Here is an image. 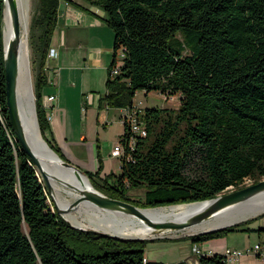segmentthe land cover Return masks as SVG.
I'll use <instances>...</instances> for the list:
<instances>
[{
	"label": "trees",
	"instance_id": "1",
	"mask_svg": "<svg viewBox=\"0 0 264 264\" xmlns=\"http://www.w3.org/2000/svg\"><path fill=\"white\" fill-rule=\"evenodd\" d=\"M61 1L37 0L29 43L40 135L66 160L45 137L49 124L42 107ZM82 1L101 9L113 32L109 69L117 53H125L100 105L132 107L138 92L166 101L179 96L176 109L142 110L147 135L133 147L125 127L120 173L101 181L98 173H86L96 190L146 209L206 201L242 189L246 179L264 180V0ZM2 18L0 0V264H158L144 262L146 240L75 229L59 215L6 111ZM133 190L144 191L140 201L128 198ZM242 228L187 239L194 245ZM198 264L227 263L214 254Z\"/></svg>",
	"mask_w": 264,
	"mask_h": 264
},
{
	"label": "crops",
	"instance_id": "2",
	"mask_svg": "<svg viewBox=\"0 0 264 264\" xmlns=\"http://www.w3.org/2000/svg\"><path fill=\"white\" fill-rule=\"evenodd\" d=\"M113 45L114 35L106 25L101 9L82 0L60 2L50 47L57 55L47 59L48 85L42 95L43 103H47L48 97L55 99L49 108L51 121L45 137L62 152L66 161L85 173H98L97 181L109 174L120 173V159L113 157L111 152L125 131L121 119L123 109L100 105V99L107 91ZM133 105H138L135 100ZM242 229L244 231H233L222 238L197 244L211 255L264 245V214L246 223ZM258 229L263 230L258 232ZM175 244L179 251L169 264L199 263L192 251L191 240L181 239ZM233 264L263 263L245 256Z\"/></svg>",
	"mask_w": 264,
	"mask_h": 264
},
{
	"label": "bare ground",
	"instance_id": "3",
	"mask_svg": "<svg viewBox=\"0 0 264 264\" xmlns=\"http://www.w3.org/2000/svg\"><path fill=\"white\" fill-rule=\"evenodd\" d=\"M15 2L18 10L20 32L18 37H16L12 26L9 4L6 2L2 18L3 43L7 49L11 43L17 42L19 75L16 96L21 123L29 147L35 153L40 166L49 172L48 182L58 208L63 211V216L69 223L82 229H94L122 238H153V233L156 231L155 228L147 225L142 218L135 215L102 210L89 201H82L75 209L77 213L68 212L71 205L82 198L83 191H93L94 188L84 175H77L74 171L65 168L58 157L51 153L42 141L35 122L29 71L27 5L25 4L26 0H15ZM204 207L205 204L183 205L153 211L144 210L141 211V214L152 223H184L198 213H201ZM263 212L264 193L200 225L191 227L189 230L197 233L208 232L234 225ZM79 215L82 219H80Z\"/></svg>",
	"mask_w": 264,
	"mask_h": 264
},
{
	"label": "water",
	"instance_id": "4",
	"mask_svg": "<svg viewBox=\"0 0 264 264\" xmlns=\"http://www.w3.org/2000/svg\"><path fill=\"white\" fill-rule=\"evenodd\" d=\"M8 2L9 4V10L11 14V20H12V26L15 33V36L18 37L20 32V25H19V16H18V10L15 0H3V9L5 6V3ZM3 50H4V74H5V91H6V104H7V113L9 115L11 126L14 130V133L17 137V142L23 149V151L29 156L31 161L36 165L37 170L39 171L46 187L48 190L49 195H51V187L48 182L49 178V172L43 169L40 166L39 160L37 159L35 153L31 150V148L28 145L25 132L23 129V125L21 123V117L17 106V96H16V90H17V80L19 75V52L17 48V42L11 43L9 47L6 49L3 43ZM33 95V93H32ZM34 105V103H33ZM34 107V113H35V122L37 129L39 130V125L37 121L36 116V107ZM43 143L46 147L49 148L50 152L53 153L56 157H58L59 161H61L62 165L65 168H68L72 171H74L77 175H85L87 177L86 173L83 172L81 169L76 167L75 165L71 164L70 162L66 160H62L53 149L49 147L47 142L42 138ZM88 178V177H87ZM89 179V178H88ZM90 182V180H89ZM91 183V182H90ZM92 185V184H91ZM93 187V186H92ZM94 188V187H93ZM264 193V180L247 186L245 188L229 192L226 194H221L213 199H209L206 201L201 202H194V203H185V204H179V205H170V206H161V207H153V208H146L141 209L133 204H130L125 201L115 200L112 198L107 197L103 193L99 192L94 188L93 191L86 190L82 192V198L75 201L71 207L69 208L68 212L75 209L82 201H89L98 208L102 210H107L111 212H117L122 214H129V215H135L143 219L147 223V225L155 228L154 237L168 233L171 231H180V230H187L191 227L200 225L212 218H215L219 214L232 209L234 207H237L252 198ZM197 204H205V207L203 208L201 213H198L194 217L190 218L188 221L184 223H173V222H165V223H152L148 221L145 217L142 216L141 211L146 210H160L164 208H172L177 206H193ZM55 207L59 213V215L70 225V227L79 229L82 231H91L94 233L102 234L105 236H109L115 239L125 240V241H142L147 239H132V238H122L119 236H114L102 231L94 230V229H87L83 230L82 228L76 227L69 223V221L63 216V211L58 208V206L55 203ZM241 223V222H239ZM239 223H236L234 225L218 228L212 231L203 232V233H195L193 235L198 234H206V233H212L216 231H221L226 228H230L236 225H239ZM190 237V236H189ZM151 238V239H153Z\"/></svg>",
	"mask_w": 264,
	"mask_h": 264
},
{
	"label": "rangeland",
	"instance_id": "5",
	"mask_svg": "<svg viewBox=\"0 0 264 264\" xmlns=\"http://www.w3.org/2000/svg\"><path fill=\"white\" fill-rule=\"evenodd\" d=\"M25 4L27 5V15H28L27 40H28V48H29V71H30V76H31L30 79H31V89H32V93H33V103L35 105V94H34V86H33L34 70H33L32 62H31L32 52H31L29 40H30V25H31L32 17L36 11L37 0H26ZM24 9H25V7H24ZM1 29H3L2 24H1ZM134 100L136 101L137 104H139V103L142 104V105H140V107L142 109L151 108V107L176 109L179 106V96L170 97L166 101L164 96L158 95L157 93H154V92L150 93L148 95H145L142 92H138L136 94ZM35 107H36V105H35ZM39 132H40V130H39ZM242 185H243L242 188H245L247 186L253 185V181L250 179H246ZM233 191H236V190L234 188H229L223 194L233 192ZM143 195H144L143 190H133V191H130L128 193V198L130 199L131 202L132 201H140L143 198ZM50 200H52V202L55 205L56 201L54 199V196L52 195V192L50 195ZM56 205H57V203H56ZM75 209L71 210L72 213H74V214L77 213V211ZM263 214H264V212L260 213L258 215H255L249 219H246L244 221H241V223H239V224H242V226L245 227L247 222L250 223L254 219L260 217ZM79 217H80V219H82L80 215H79ZM85 221L87 222L86 219H85ZM83 230H87V229H83ZM195 233H197V232L190 231L189 229H187V230H180V231H171L168 233L160 234L153 239H151V238L147 239L146 240L147 242L145 243V247H144L146 252H147L146 259L155 260L158 262L169 264V261H173L176 258L175 254L178 253V251H179L174 246V245H176L174 240L186 239Z\"/></svg>",
	"mask_w": 264,
	"mask_h": 264
},
{
	"label": "built area",
	"instance_id": "6",
	"mask_svg": "<svg viewBox=\"0 0 264 264\" xmlns=\"http://www.w3.org/2000/svg\"><path fill=\"white\" fill-rule=\"evenodd\" d=\"M56 52L53 49L49 50L48 57L53 58L56 57ZM125 56L124 50H120L115 58V65L109 69V79H114L119 74V67L121 66L122 60ZM47 67V63L45 65ZM47 69V68H46ZM55 101L54 97H48L47 103L42 102V107L45 112V117L47 122L51 121V114L49 112V108L51 107V104H53ZM141 104L133 105L129 108H124L122 112V123L126 127L127 130L126 133L128 135V146L133 147L135 144V141L137 138H143L147 135V131L143 124L139 120V115L142 112L143 109L140 107ZM125 134V132H124ZM123 134V135H124ZM122 135V136H123ZM122 137H120L118 143L114 146L111 155L113 157L121 158L124 154V147L122 143ZM193 253L198 257H202L204 255H211L210 252H203L198 244H194L192 248ZM224 260L227 264H233L236 261H238L241 257H253L258 259L264 264V245L262 244H256L251 248L245 249V250H226L223 254ZM147 261L146 258L144 259V262Z\"/></svg>",
	"mask_w": 264,
	"mask_h": 264
}]
</instances>
